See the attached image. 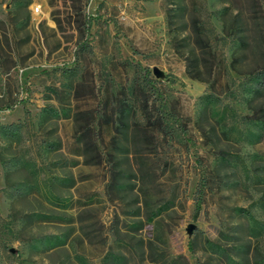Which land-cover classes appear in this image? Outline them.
Masks as SVG:
<instances>
[{
	"label": "rangeland",
	"instance_id": "374dc122",
	"mask_svg": "<svg viewBox=\"0 0 264 264\" xmlns=\"http://www.w3.org/2000/svg\"><path fill=\"white\" fill-rule=\"evenodd\" d=\"M238 11L254 42L236 54ZM192 16L211 76L187 70ZM260 43L264 0H0V264H264V92L232 67H254ZM139 64L187 138L143 144Z\"/></svg>",
	"mask_w": 264,
	"mask_h": 264
},
{
	"label": "trees",
	"instance_id": "16d2710c",
	"mask_svg": "<svg viewBox=\"0 0 264 264\" xmlns=\"http://www.w3.org/2000/svg\"><path fill=\"white\" fill-rule=\"evenodd\" d=\"M176 10L178 11V14H181L182 19L188 22L186 12L187 7L184 5L176 6ZM229 10L228 7L225 8L224 13ZM241 11L236 12L234 14L233 19L231 20L230 25L226 24L225 22V28H228L230 30H234L238 36H240V39L238 40L239 46L236 49V54L244 51L245 48L250 47V45L254 42V34H253V28L252 23L249 20H244L242 18ZM226 14V13H225ZM226 16V15H225ZM189 18V17H188ZM96 19V17H90L87 22V29L88 32L90 31V28L93 24V21ZM171 23V21L169 20ZM190 25L187 29L188 36L185 38L187 41V46L189 51L186 55L187 60V70L189 74H192V67L198 70L199 74H202V72H205L207 76H211L217 69V57L215 52L212 50V47L210 45V41L208 38V35L205 33V31L202 28V25L199 23V19L192 16L190 17ZM242 33V34H241ZM253 34V35H252ZM178 44V43H177ZM261 44V43H260ZM260 49V58L257 64L254 67H251L247 71H242L238 68L236 65V62H238V59L235 57L232 62V67L237 70L239 73H248L252 75V78L255 80L256 87L252 89L254 95L255 94H261L264 92V45L261 44ZM82 50H87V46L82 45ZM235 54V56H236ZM191 62V65H190ZM139 68L141 70V75L139 79V84L143 87V122L145 129L150 131L151 137L149 139H146L143 144H148V141L154 139V134L156 133L160 137L167 139V140H173L176 137L182 136L183 138H187L188 129L186 127V124L183 122L182 116L173 108H170L167 102V97L162 90V88L158 85V81L151 76V70L149 67H144L139 64ZM216 68V69H215ZM200 77V76H199ZM204 80H206L207 77H203ZM207 100L211 101L213 99V93H209L206 95ZM113 124V128L115 131H119L121 128L123 131L126 130L128 125L127 121L118 118L111 120ZM136 123H133V125ZM101 142L103 143V139H101ZM120 152V151H119ZM110 155V154H109ZM100 157L101 155L98 154ZM111 156V155H110ZM120 155H113L110 159L111 162V169H110V175L112 182H109L108 185L115 187H122L117 182L120 178H125V173L119 171L116 169V165H118V159ZM117 179V180H116ZM207 173H203L201 183L199 184L198 190H197V198H196V211L197 213L200 211L202 203L204 202L205 194H206V188H207ZM123 188H126L127 185H123ZM88 235V233H87ZM192 246L193 241L191 240L189 243ZM112 254L107 251L105 253V260L107 263L114 260ZM120 259H118V262L116 264H127V256L125 252L119 253ZM117 260V259H115ZM232 262V261H231Z\"/></svg>",
	"mask_w": 264,
	"mask_h": 264
},
{
	"label": "built area",
	"instance_id": "2783aa9c",
	"mask_svg": "<svg viewBox=\"0 0 264 264\" xmlns=\"http://www.w3.org/2000/svg\"><path fill=\"white\" fill-rule=\"evenodd\" d=\"M40 10V6L35 7V11L38 12Z\"/></svg>",
	"mask_w": 264,
	"mask_h": 264
}]
</instances>
